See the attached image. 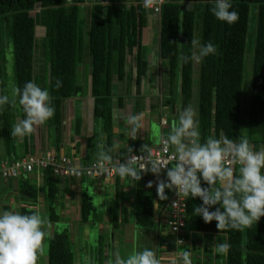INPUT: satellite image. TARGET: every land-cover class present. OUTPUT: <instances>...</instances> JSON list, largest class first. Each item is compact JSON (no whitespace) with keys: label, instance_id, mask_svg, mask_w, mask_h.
I'll use <instances>...</instances> for the list:
<instances>
[{"label":"trees","instance_id":"trees-1","mask_svg":"<svg viewBox=\"0 0 264 264\" xmlns=\"http://www.w3.org/2000/svg\"><path fill=\"white\" fill-rule=\"evenodd\" d=\"M196 3L202 4L199 11L195 8ZM213 6V0H167L162 6L158 45L164 69L168 72L164 82L169 87L170 114L175 115L173 121L177 120L179 103L192 101L195 75L198 74V120L202 142L207 137L219 138L221 134L233 140L245 135L254 149L259 150L264 145V0H232V10L239 14L238 21L232 25L217 20L211 12ZM38 7L40 11L36 12ZM253 9L257 14L253 76L250 103L244 106L245 61ZM33 14L37 24L45 27V35L39 42L32 36ZM150 14L142 0H0V94L9 93L6 52L7 47L12 45L14 86L23 88L29 81L36 84L42 82V88L48 89L55 108L54 117L45 125L38 126L32 134L18 139L11 135V130L19 119L24 118L22 107L18 98L15 104L18 107L15 109L4 105L2 131L8 154L14 153L16 143L20 140L26 155L35 152L36 135L40 151L45 150V139L48 140L46 146L59 151L62 149L67 108L65 104L83 93L80 75L84 62H87L95 124L92 134L87 138V153L81 157L80 162L83 165L90 162L89 157L97 147L101 150V146L105 150L112 149L114 158L124 157L127 149L123 144L118 148L117 143L118 140H125V134L115 130L114 111L116 106L124 107L125 99L119 96L115 102L114 81H127L131 86L135 76L137 93H141L146 58L149 55L146 33L150 29ZM197 36L201 44L213 43L217 52L201 60L196 73L195 61L183 63L181 56L194 50L190 43ZM38 54L42 56L43 62L41 74L37 72ZM129 58L132 61L130 67ZM58 80L62 83L59 88L56 87ZM173 105L175 113L172 111ZM160 106L151 103L148 108L155 112ZM74 121L75 135L80 137L83 119ZM98 135L100 139L97 142ZM79 141L72 144L73 150L79 149ZM131 148L135 152L142 149L139 141H135ZM74 156H80L79 150H76ZM238 174L239 168H236L234 175ZM151 179L148 175L142 177L140 181L144 187L136 188L134 203L129 206L121 203L119 186L121 189L123 187L120 185V177L113 178L116 188L112 210L114 228H119V223L130 221L147 229H156L158 224L162 225V204L154 187H147ZM11 180L20 184L16 187L20 192V213L39 211L47 217L48 222L57 223L62 220L61 206L65 195L52 169L45 171L39 184L37 178L33 180L32 177ZM11 186L14 187L15 183ZM202 186L207 185L202 181ZM201 204L198 197L188 198L187 228L184 233L191 240V250L187 251L193 252L196 264H264V217L251 228L242 231L218 230L216 221L205 223L202 217L193 214L194 206ZM211 210L214 211L215 206ZM97 214L98 208L93 197L87 191H81V228L96 222L94 217ZM46 238L48 264H71V253L77 245L70 230H53L48 232ZM158 241L159 254L162 251L173 252L165 249L169 246L166 239L160 236ZM222 242L230 244L228 253L216 252L213 256L216 251L214 245ZM109 244L100 243L96 249H91L90 264H105L111 258L110 254L115 248ZM147 248L156 249L153 245ZM195 250L198 252L195 253ZM164 264H171L170 259Z\"/></svg>","mask_w":264,"mask_h":264},{"label":"clouds","instance_id":"clouds-1","mask_svg":"<svg viewBox=\"0 0 264 264\" xmlns=\"http://www.w3.org/2000/svg\"><path fill=\"white\" fill-rule=\"evenodd\" d=\"M213 3L211 12L217 20L228 25L238 21L239 14L232 10V0H213ZM143 4L151 9L154 0H143ZM190 44L194 50L181 56L183 63L201 61L217 52L211 42L201 44L192 39ZM61 86L58 80L56 87ZM17 98L24 118L13 126V137L22 139L32 134L55 115L48 89H42L33 81L26 82L23 88L14 86L11 100L8 95L0 94V110L4 105L15 106ZM143 115L138 113L125 118L127 125L131 126V139H136L137 132L143 127ZM162 143L164 153L171 149L170 154L162 156L145 144L141 149L144 155H136L128 146L123 163L114 158L112 149L105 150L101 146L94 167L100 172L114 171L120 178H130L133 183L140 181L142 174L148 172L159 178L162 170L166 169V180L158 179L156 184L159 200H168L166 189L184 198L198 197L202 204L194 206L193 214L202 217L205 223L216 221L218 230L242 231L264 217V145L255 150L245 135L233 140L221 134L219 138L207 137L202 142L198 112L193 105L179 111ZM234 165L240 166L238 175H234ZM202 181L206 187L202 186ZM152 186L150 181L147 187ZM47 223V217L39 211L31 214L0 211V264H37L47 236ZM176 243L183 242L177 240ZM214 246L213 256L216 252L227 254L231 247L227 242ZM191 255L190 251L183 252V264H192ZM110 257L105 264H160L156 252L147 247L127 257L122 256L117 248Z\"/></svg>","mask_w":264,"mask_h":264},{"label":"rangeland","instance_id":"rangeland-1","mask_svg":"<svg viewBox=\"0 0 264 264\" xmlns=\"http://www.w3.org/2000/svg\"><path fill=\"white\" fill-rule=\"evenodd\" d=\"M89 6V3H87ZM195 8L199 11L202 8L201 3H196ZM36 12H39V7L36 8ZM159 15H153L150 14V29L146 33V41L148 43V48H151L150 45H154L153 53H155V56L161 57V55L156 54L158 51L159 45H158V33H159ZM32 36L36 38V40H39L45 35V27L42 25H38L36 22V16L33 14V23H32ZM256 25H257V14L255 9H253L251 13L250 18V26H249V38H248V46H247V52H246V61H245V78H244V98L243 103L244 106L248 103H250V93H251V84H252V76H253V62H254V45H255V31H256ZM196 40L199 41V36L196 37ZM198 51V49H195ZM160 53V52H158ZM39 60L37 62V72L38 74H41L42 68H43V62L41 60V55L38 54ZM7 62H6V69L8 76V92L5 93V95H8L10 100L12 99V89L14 87V53H13V46L9 45L7 47ZM85 65L82 67V72L80 75V83L82 84V94L76 98H72L70 103L71 111V124H70V112L68 109H66L65 116L66 121L64 124V136H63V143L64 146L66 145V152L69 156H74V150L72 149V144L79 141V149L81 146L85 145L87 142L88 134H92V128L91 124H95L92 114H90V109L86 106L87 102L90 104L92 98H90V76L88 71V63L84 62ZM200 61H195V69L196 73L199 69ZM196 84L194 89V98H192L191 102H183L181 101L179 104V111L182 110L184 107L188 105H193L198 112V98H197V81H198V74L195 75ZM116 81V80H115ZM116 86L119 87L120 84V90L118 88V91L116 90V95L121 93H127V83H118L115 82ZM38 86L41 88L42 82L38 81ZM43 89V88H42ZM168 83H165L163 80L157 81L154 83H148L147 91L148 93H154V95L149 96H142V95H136V97H132V99L135 101L133 110L134 114H137V112L143 113V120L142 125L145 127V135H143L144 139L143 143L148 144L150 146H155L160 144L163 136V127H165L164 131H166V127H168L169 122L167 125H161L162 119L159 121H156L155 118H153V115L150 119V113L152 111L150 110V113L148 112V106L149 104H160L162 113H159V118H162L164 115L168 116V121H170L169 130L166 132H169L173 119L175 115L170 114L171 106L168 103L170 99V93H168ZM10 90V91H9ZM135 92V91H134ZM147 93V92H146ZM128 97V96H127ZM130 100L127 98V107L122 111H119L116 114V119L121 122L123 121L124 117L131 116L132 108L129 105ZM68 105V104H66ZM12 107V109H15V107H18V104L15 106H9ZM87 107V109H86ZM68 108V106H67ZM137 111V112H136ZM157 111V110H156ZM155 111V112H156ZM69 112V113H68ZM160 112V111H159ZM161 114V115H160ZM156 115V114H154ZM162 116V117H161ZM85 122V126L83 127V130L81 132L80 137H76L74 129L76 127V121L77 119H83ZM90 118V119H89ZM123 118V119H122ZM89 120V122H88ZM93 120V122H92ZM125 121V122H124ZM123 121L124 129L122 132L125 134V140H139L141 137L139 136V133L141 129L137 132V138L136 139H130L131 138V126L127 125L126 120ZM88 125V126H87ZM121 125V124H120ZM122 126V125H121ZM163 126V127H162ZM85 133V135L83 134ZM36 134H38L36 132ZM18 139H21L18 137ZM38 135H36L35 142L37 143ZM100 136L98 135L97 142L99 141ZM43 144V148L48 147V140ZM77 140V141H76ZM86 140V141H85ZM123 141V140H122ZM122 141L118 140L119 144ZM16 147L14 149V153L9 155L6 149V142L3 137V131H2V110H0V159L9 156L11 159L19 158L22 155L26 156V153H24V145L22 143V140L16 143ZM127 149V147H126ZM88 150V149H87ZM81 151V150H80ZM79 151V152H80ZM99 152L94 153L92 156H90V162L93 159L97 158V154ZM89 163V162H88ZM164 172H162L157 178L155 175H151L152 179L150 180L153 183V187L156 192V184L159 180H166V176H164V179L162 178ZM166 174V173H165ZM164 174V175H165ZM34 179H36V176H31ZM59 183L61 189L64 191V199L62 201L61 206V213H62V220L53 223L48 222L45 226V230L48 234V232L51 231H64V230H70L73 240L75 241L77 247L76 249L71 253V264H90L92 261V250L96 249L97 246L100 243H106L110 245L111 243L115 249H119L122 256L127 257L128 255L132 254L134 251L137 250H143L144 248L148 246H154L156 255H157V244H158V235L159 231L162 228V231H160V236L163 239H166L169 246L165 249H169L170 251H173V248L176 246V237L171 233V231L168 228L167 222L162 221V225L158 224L156 229H147L145 227L138 226L133 221H130L129 223H119V228H114L113 224V218L114 213L112 210H114V203L116 200V188H115V181L113 179L107 180V179H93L89 177H85L81 180H78L75 178H66L64 180H61L59 177ZM41 178H38L36 181L38 184L41 183ZM94 180L96 182H94ZM149 181V182H150ZM12 183H15V186L12 187ZM143 182L138 181L135 184L130 181V179H122L120 178V185H122L123 189L119 186V189L121 190L120 198L121 203L123 205H133L135 196L131 195V190L133 191L136 188H143L142 185ZM20 185L15 180L11 179H5L3 177H0V211H18L20 212V192L17 190V186ZM136 185V186H135ZM133 188V189H132ZM167 190V189H166ZM165 190V191H166ZM73 191V192H72ZM81 191H87L89 195L93 197V201L95 205L98 208V214L94 217L96 219V222L93 224H96L94 226L92 223L84 225V228L80 226V195ZM135 191V190H134ZM135 194V192H134ZM157 194V193H156ZM168 200L166 201H160V204H162V209L168 204L171 193L167 192ZM9 206L11 208H9ZM169 209V206L167 207V210ZM43 215V214H42ZM114 236L116 238H114ZM113 241V242H112ZM88 244H87V243ZM43 252L39 253L38 256V264H48L47 262V250H48V239L45 237L43 244ZM92 249V250H91ZM180 251H186L191 250L189 242L187 244L179 246ZM83 252V255L81 254ZM192 252V251H191ZM198 252L195 250V253ZM86 253V254H85ZM193 254V252H192ZM172 256V252L162 251L158 255V259L160 261V264H164L165 262L170 259ZM196 257V256H195ZM205 257V255H203ZM83 258V262H82ZM192 260H194V257H191Z\"/></svg>","mask_w":264,"mask_h":264},{"label":"built area","instance_id":"built-area-1","mask_svg":"<svg viewBox=\"0 0 264 264\" xmlns=\"http://www.w3.org/2000/svg\"><path fill=\"white\" fill-rule=\"evenodd\" d=\"M71 2L72 0H68ZM167 0H154V5L150 10L153 15H160L162 6L166 3ZM143 3V0H142ZM162 124L167 125L168 119L164 115L162 117ZM163 140V139H162ZM155 152L163 155L170 154L164 153L163 143L151 146ZM256 150V149H255ZM128 154V153H127ZM126 154V155H127ZM136 155H144L143 152H135ZM125 155V156H126ZM124 157H116L122 163L125 162ZM96 164V159L91 162L83 165L81 162L77 163L75 157L69 156L66 152L59 151L51 146L45 147V150L40 151L38 148L35 149V152L28 154L26 156H21L15 159H9L4 157L0 159V177L5 179H16L20 177L29 178L36 175L37 179L43 177L44 173L48 169H52L53 173L62 178H75L81 180L85 177L93 179H113L118 177L114 171L100 172L94 165ZM234 170L239 168V165H234ZM166 173V169L162 170ZM148 173H143L142 177H146ZM130 179V178H128ZM131 181V179H130ZM169 209L167 217V225L169 230L176 237V241H182L183 243H176V246L173 248L172 256L170 257L171 264H183L182 254L184 251H180L179 246L187 244L189 242L190 248L192 247L191 240L187 239L184 235L187 228V216H188V198L178 196L174 191L169 200ZM192 254V253H191ZM192 257V255H191ZM192 260V258H191ZM192 264H196L192 260Z\"/></svg>","mask_w":264,"mask_h":264},{"label":"crops","instance_id":"crops-1","mask_svg":"<svg viewBox=\"0 0 264 264\" xmlns=\"http://www.w3.org/2000/svg\"><path fill=\"white\" fill-rule=\"evenodd\" d=\"M147 45H148V43H147ZM150 47L151 48H149V55H147V58H146V67H145V70H144V75H143V84H142V87H141V93H137V87H136V85H135V76L133 77V83L131 84V86H130V84H128L129 82H127V81H125L126 83H127V90L128 91H126L127 93H121V94H118V95H116V93H114L115 95H114V97H115V102L117 103V100H118V98H119V96H124V107H118V106H116V109H115V111H114V117H115V122H116V128H115V130L119 133V132H122V130L124 129V126H123V121L124 120H126L125 118L126 117H124V119H123V121H121V122H119L117 119H116V114L119 112V111H122V110H124L125 111V109H126V107H127V98L128 99H131L130 100V106H131V108H132V111H131V115H134V110H133V107H134V104H135V101L132 99V97H136V95L138 96V95H144V96H149V95H154V93H148L149 91H147L146 89H147V87H148V83H154V82H157V81H164V80H166L167 79V76H168V72L164 69V60L161 58V57H159V56H155V53H153V49H154V45L152 44V45H150ZM159 52V48H158V51L156 52V54H160V53H158ZM128 66L130 67L131 66V63H132V61H131V59L129 58L128 59ZM128 67V69H131V68H129ZM128 71H130V70H128ZM118 83H120V81H118L117 79H115ZM116 81H114V92L117 90L118 91V88H119V90H120V84H119V87L118 86H116L115 84V82ZM129 81V80H128ZM122 83V82H121ZM135 91V92H134ZM147 92V93H146ZM89 95H90V98H92V95H91V93H89ZM128 96V97H127ZM89 102V101H88ZM87 102V104H86V106L88 107V108H91L90 109V114H92V108H93V98H92V100H91V102H90V104ZM71 103V102H70ZM70 103H69V101H68V105H66V106H68V108H66V109H68L69 110V112H70V114H71V112L72 111H70V110H72L71 108H70ZM87 107H86V109H87ZM148 112L150 113V109L148 108ZM160 111V112H159ZM68 112V113H69ZM159 113H162V111H161V107L156 111V112H152V113H150V119H151V116L153 115V118H155V120L156 121H159L160 122V119H162V118H159L160 116H159ZM154 114H156V115H154ZM161 115V114H160ZM162 117V116H161ZM168 117V116H167ZM90 119V118H89ZM88 122H89V120H88ZM92 122H93V120H92ZM125 122V121H124ZM122 126H121V125ZM161 125H162V123H161ZM85 126V122H84V118H83V127ZM88 126V125H87ZM163 127V126H162ZM91 128H92V131H93V128H94V126H93V123L91 124ZM165 127H163V136H162V139H165L166 137H167V134L169 133V132H166V131H168L169 130V125H168V127H166V131H164L165 129H164ZM83 134L85 135V133L83 132ZM145 135V127H144V125H143V127L141 128V131H140V133H139V136L141 137V139H139L138 141H139V144H140V148H142L144 145H145V143H143V140L142 139H144V138H142V137H144L143 135ZM89 135H91V133L90 134H88V136ZM132 136V135H131ZM124 139H126V138H124ZM131 139V138H130ZM77 141V140H76ZM86 141V140H85ZM135 141H137V140H135ZM135 141L134 140H128V141H126V140H123L122 141V143L120 142L117 146H118V148H120L121 146H122V144H123V146L126 148H128V146L129 147H131L132 145H134L135 144ZM162 141V140H161ZM136 145H138V144H136ZM153 146V145H152ZM38 148V145H37V143L35 142V149H37ZM39 149V148H38ZM40 150V149H39ZM81 150V151H80ZM79 151H80V156H73V157H75V160H76V162L77 163H79L80 162V159H81V157H85V155H86V153H87V142H86V144L83 146H81V149H80ZM60 151H62V152H66V145L64 146L63 145V147H62V149L60 150ZM99 151H101L100 149H99V147H97L96 149H95V153L96 152H99ZM76 152V150H74V153ZM67 153V152H66ZM84 159V158H83ZM162 173V172H161ZM164 174H165V172H164ZM163 174V176H162V178L164 179V176H166V174L164 175ZM151 175H154V174H152V173H149L148 174V176H151ZM152 177V176H151ZM61 180H64V179H61ZM158 182V181H157ZM133 183V182H132ZM136 182H134L133 184H135ZM136 186V185H135ZM133 189V188H132ZM134 190H136V189H134ZM132 191L131 190V195L132 196H134L135 194H134V192L135 191ZM73 192V191H72ZM167 192H169V190H166V193ZM174 191H170V193H171V195H172V193H173ZM157 193V192H156ZM157 195V194H156ZM157 198H158V196H157ZM134 199V198H133ZM169 203V202H168ZM168 205L169 204H167L164 208H163V212H162V214H163V222L165 221V222H167V217H168V210H167V207H168ZM161 213V212H160ZM161 214V215H162ZM159 220H161L160 219V217H159Z\"/></svg>","mask_w":264,"mask_h":264},{"label":"water","instance_id":"water-1","mask_svg":"<svg viewBox=\"0 0 264 264\" xmlns=\"http://www.w3.org/2000/svg\"><path fill=\"white\" fill-rule=\"evenodd\" d=\"M172 111H173V113H175V105H173V107H172ZM162 212H163V209H162V211H161V214H162ZM160 214V215H161ZM160 221V220H159ZM159 237H160V231H159V235H158V240H159ZM158 245H159V241H158ZM158 248H157V257H158V255H159V246H157Z\"/></svg>","mask_w":264,"mask_h":264}]
</instances>
